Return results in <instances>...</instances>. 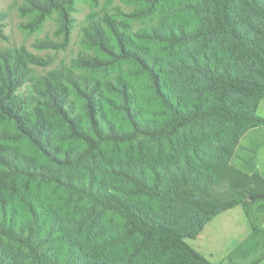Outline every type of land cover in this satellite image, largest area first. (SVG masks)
Segmentation results:
<instances>
[{
  "label": "trees",
  "instance_id": "16d2710c",
  "mask_svg": "<svg viewBox=\"0 0 264 264\" xmlns=\"http://www.w3.org/2000/svg\"><path fill=\"white\" fill-rule=\"evenodd\" d=\"M26 1L41 21L59 11L64 23L76 0ZM133 1L143 9L126 16L148 23L92 22L83 43L98 55L76 60L81 75L50 72L34 99L16 92L45 61L25 49L0 55V264H213L187 240L240 205L253 236L264 234L253 209L264 179L231 164L243 135L264 126V0ZM115 68L132 72L109 78ZM222 182L231 200L215 198ZM44 190L115 216L121 232L80 237L72 224L82 223Z\"/></svg>",
  "mask_w": 264,
  "mask_h": 264
},
{
  "label": "rangeland",
  "instance_id": "374dc122",
  "mask_svg": "<svg viewBox=\"0 0 264 264\" xmlns=\"http://www.w3.org/2000/svg\"><path fill=\"white\" fill-rule=\"evenodd\" d=\"M31 9L26 0H0V55L7 52L16 54L25 49L45 61L44 66H30V81L16 92V95L22 99L37 97V83L52 71L66 68L77 75L83 74L78 69L76 60L83 54L98 55L95 50L87 48L83 43V30L92 22L109 14L112 17L130 21L134 29H139L150 20L141 19L139 22L126 16L135 9H143L141 4L133 0H76L71 7L72 10L68 11L64 23L61 21L59 11L53 12L41 21L38 13ZM145 9L149 8L145 7ZM232 9H234L233 15L238 19L240 28L244 30L247 24L244 8L236 2ZM151 18L160 19L161 12H156ZM162 19L166 20L168 17L164 16ZM161 56L167 59V53L162 52ZM131 72L130 68L122 70L115 68L108 77L114 78L118 74L128 77ZM131 81L143 98L142 101L148 111L153 110L154 107L148 102V92L144 89L145 83L142 76L134 71ZM0 129H5L3 120H0ZM43 192L51 199L55 210L69 217L67 222L75 217L78 218L82 224L73 223L72 232L78 233L80 237L91 236L99 231L121 232L119 231L121 223L117 222L118 219L115 216L101 215L97 210H92L86 202L77 201L76 198L60 193L54 194L49 190ZM213 194L220 201L231 200L236 196V192L232 191L225 182L214 187ZM253 209L260 222V219L264 217V202L257 203ZM187 242L190 244L191 240Z\"/></svg>",
  "mask_w": 264,
  "mask_h": 264
},
{
  "label": "crops",
  "instance_id": "0c3cea01",
  "mask_svg": "<svg viewBox=\"0 0 264 264\" xmlns=\"http://www.w3.org/2000/svg\"><path fill=\"white\" fill-rule=\"evenodd\" d=\"M258 113L264 119V95ZM231 164L264 179V126L243 135ZM259 223L264 231V217ZM190 245L213 264H264V234L253 236L251 221L241 205L214 218Z\"/></svg>",
  "mask_w": 264,
  "mask_h": 264
}]
</instances>
